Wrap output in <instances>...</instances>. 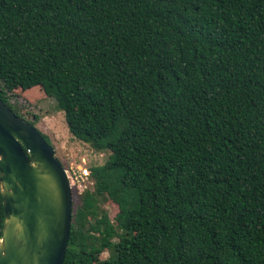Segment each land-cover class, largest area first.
I'll return each instance as SVG.
<instances>
[{
  "label": "trees",
  "instance_id": "16d2710c",
  "mask_svg": "<svg viewBox=\"0 0 264 264\" xmlns=\"http://www.w3.org/2000/svg\"><path fill=\"white\" fill-rule=\"evenodd\" d=\"M16 89L109 152L63 264H264V0H0V98L36 126Z\"/></svg>",
  "mask_w": 264,
  "mask_h": 264
},
{
  "label": "water",
  "instance_id": "95a60500",
  "mask_svg": "<svg viewBox=\"0 0 264 264\" xmlns=\"http://www.w3.org/2000/svg\"><path fill=\"white\" fill-rule=\"evenodd\" d=\"M0 264H63L72 188L54 147L0 98Z\"/></svg>",
  "mask_w": 264,
  "mask_h": 264
},
{
  "label": "rangeland",
  "instance_id": "374dc122",
  "mask_svg": "<svg viewBox=\"0 0 264 264\" xmlns=\"http://www.w3.org/2000/svg\"><path fill=\"white\" fill-rule=\"evenodd\" d=\"M13 93L14 95L10 97L11 101L18 104L26 116L31 118L32 113L39 115L36 128L46 136L54 147L55 156L65 168H75L78 164H81L82 167H88L93 164H101L107 159L109 154L107 150L95 151L90 145L74 138L70 134L64 114L58 110L52 98L40 99L39 97L20 92L19 89L14 90ZM86 182V180H75L77 187L72 183V192L73 190L82 192L83 190L81 189H84L83 185ZM78 184H81V186ZM101 206L105 207L110 218H113L118 211L117 205L112 201H106ZM107 255L108 252L105 251L102 257Z\"/></svg>",
  "mask_w": 264,
  "mask_h": 264
},
{
  "label": "built area",
  "instance_id": "2783aa9c",
  "mask_svg": "<svg viewBox=\"0 0 264 264\" xmlns=\"http://www.w3.org/2000/svg\"><path fill=\"white\" fill-rule=\"evenodd\" d=\"M67 173H68V176H69V180H70V183L72 185H75V187H77V185L75 184V180H81V181H84V180H88V172H87V167H71V169H68V168H65ZM79 186H81V184H78ZM84 189L87 187V182L84 183ZM79 188V187H78ZM84 189H81V190H84Z\"/></svg>",
  "mask_w": 264,
  "mask_h": 264
}]
</instances>
